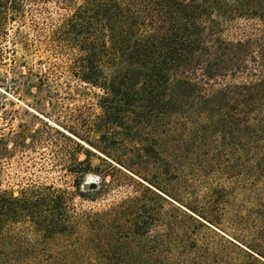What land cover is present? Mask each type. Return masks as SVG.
Returning a JSON list of instances; mask_svg holds the SVG:
<instances>
[{"label":"trees","instance_id":"trees-1","mask_svg":"<svg viewBox=\"0 0 264 264\" xmlns=\"http://www.w3.org/2000/svg\"><path fill=\"white\" fill-rule=\"evenodd\" d=\"M47 2L67 10L47 34L56 60L38 59L43 70L21 76H36L51 99L61 93L68 100L90 95L93 101L84 107L95 111L85 115L75 104L70 123L58 124L61 129L45 123L65 141L58 150L60 165L75 190L49 183L15 195L0 188V236L8 238L14 226L29 224L44 241L71 236L84 244L97 225L125 218L133 221L130 234H145L147 222L139 220L144 215L124 207V201L96 211L76 210L75 193L92 200L100 192L80 191L92 168L90 157L109 167L114 165L106 158L127 167L133 157L146 156L170 165L175 148L169 123L192 107L202 123L217 124L229 116L252 121L247 113L264 109V0H0V43L10 40L13 46L0 49L1 60L7 50L15 54L16 47L32 53L19 25L30 8ZM234 27L261 28L228 36ZM11 79L6 84L0 77L4 92L18 90L19 79ZM41 130L28 135L10 127L1 133L0 158L16 146L41 143L47 134ZM10 255L18 256L2 252L0 264H52L56 259L40 254L16 262Z\"/></svg>","mask_w":264,"mask_h":264},{"label":"rangeland","instance_id":"rangeland-1","mask_svg":"<svg viewBox=\"0 0 264 264\" xmlns=\"http://www.w3.org/2000/svg\"><path fill=\"white\" fill-rule=\"evenodd\" d=\"M66 12L51 2L34 5L19 25L28 34L32 53L16 47L15 54L7 50L4 55L9 58L0 59V77L6 84L12 77L19 79L14 93L0 87V134H7L10 127L28 135L38 128L47 132L34 147L16 146L1 156L0 188L15 195L22 188L49 183L75 190L60 165L58 150L65 141L45 123L61 129L58 124L70 123L75 104L83 106L85 115L95 111L93 106L84 107L93 99L89 95L68 100L64 93L51 99L48 87H41L36 76L28 80L21 76L43 70L38 59L56 60L55 54L50 55L47 34ZM259 28L234 27L228 36ZM5 45L13 47L7 40L0 49H6ZM192 109L169 123L175 148L170 165L146 156L133 157L127 167L106 158L114 165L109 167L91 156L92 168L84 175L80 191L100 192L92 200L74 195L77 211L101 210L124 201V207L144 215L139 220L147 222L145 234L129 233L130 218L97 225L84 244L71 236L44 241L29 224L16 225L10 237L0 236V255L17 254L9 256L16 262L32 261L40 254L56 255L52 264H264V109L247 113L252 121H231L229 116L217 124L200 122Z\"/></svg>","mask_w":264,"mask_h":264}]
</instances>
